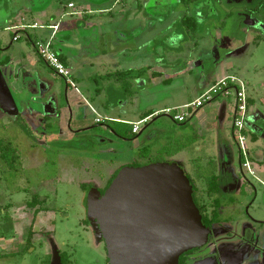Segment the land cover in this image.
<instances>
[{
    "label": "rangeland",
    "instance_id": "rangeland-1",
    "mask_svg": "<svg viewBox=\"0 0 264 264\" xmlns=\"http://www.w3.org/2000/svg\"><path fill=\"white\" fill-rule=\"evenodd\" d=\"M69 1L55 0L53 4L62 11L65 8V11H71L67 9ZM72 1L77 7L91 13L84 17L81 24L90 28L95 25L106 26L110 32L119 35L127 33L129 43H135L138 38L146 42L148 40L144 49L134 53L139 59H146V53L149 61L153 57L156 59V46L162 42L165 52L171 51L168 43L170 36L178 31L182 42L181 48L172 49L173 55L177 57L175 63L180 69L185 68L186 64L195 66L192 72V79L195 80L202 70L210 73L215 62L211 54L212 40L221 42L226 39L232 45L227 50L221 48L219 51L221 58L230 63L228 73L245 79L248 94L256 90L257 85L264 84V30L249 25L247 21L250 16L244 14L245 5L251 6L252 3L245 4L243 0H201L192 6L191 12L177 0ZM4 3V0H0V20L5 14ZM102 10L107 12L101 13ZM187 12L188 16L198 15L200 22L196 31H189L181 20ZM258 19L264 22V14L258 15ZM0 33L6 32L1 28ZM6 35L9 37L10 33ZM158 52L160 54V49ZM202 64L203 67H200ZM132 76L135 77L134 74ZM131 78L126 75L118 78L119 84L128 89L131 87ZM6 80L11 83L13 78ZM98 82L101 87L103 81L99 79ZM178 83L183 84V80ZM46 84L51 90L50 81ZM118 87L116 93L109 92L108 100H117L119 92L123 93L120 85ZM14 88L16 90L13 94L19 103L20 115L12 117L0 103V239L7 238V247L12 245L16 252L5 256L6 252L2 253L0 249V264H53L54 261L60 264L61 253L68 256L71 264H110L102 233L92 214L91 202L98 195L97 190L104 189L115 172L120 170L123 159L130 163L132 150L129 145L133 140L131 126L126 123H110L120 137L113 134L108 138V132H104L105 139L98 140L92 137L97 129L89 130L92 131L90 135L71 136L74 123L63 121L58 122L61 126L59 130L57 128V133L61 132L65 137L59 134L60 137L55 141L49 138L46 140L47 134H53L54 131L47 130L43 125L36 126L24 118V112L33 108L36 98L37 104L40 103L38 95L31 93L25 81H16ZM181 90L189 91L187 87ZM154 93L156 100L167 96L166 91L162 90ZM184 97L190 100L195 95H180L176 98L182 100ZM255 97L264 111V93ZM223 101L228 103L231 110L234 109L233 99L222 97L210 103L213 105L203 107L205 110L209 107L214 109L209 113L211 118L207 119L208 127L202 132L194 119L183 125L176 124L170 118L175 112H163L151 125L143 124V129L147 128L142 132L141 140L134 145L136 149H151V154L142 159L137 158V165L164 166L169 163V156L182 151L180 160H184V163L181 167L197 185V190L201 191L202 201L210 200L211 196H217L221 202H228L230 197L239 199L235 211L226 209L223 214L239 222L225 233L227 242L218 243L220 248L231 249L225 264H264V224H260L264 220V187L252 176H244L236 162L231 168L233 173L244 180L241 194L235 196L220 192L215 195L211 189L214 186V175L219 174L216 164L219 165L224 158L226 148H232L236 155L239 152L233 135L236 132L231 129L232 111H228L225 121L221 120V108L218 105ZM84 112L89 113V108ZM48 124L57 125L55 122ZM120 138L130 142H123ZM246 142L251 151L250 134ZM83 185L88 186L83 188ZM34 199L39 201L46 213L41 219V228H36L34 232L33 245L29 248L28 244H18L19 241L26 243L25 220L32 214L22 208L26 202ZM25 213H29V216ZM14 218L21 223L16 225ZM14 236L18 238L16 242L12 241Z\"/></svg>",
    "mask_w": 264,
    "mask_h": 264
},
{
    "label": "crops",
    "instance_id": "crops-1",
    "mask_svg": "<svg viewBox=\"0 0 264 264\" xmlns=\"http://www.w3.org/2000/svg\"><path fill=\"white\" fill-rule=\"evenodd\" d=\"M54 1L55 0H4L6 9H4L5 14L3 13L0 20V29L2 28L4 32L10 33L9 37L6 33H0V71L3 73V77L0 76V99L3 104H7L11 101V98L14 100L17 112L11 116L16 117L20 115L19 113L21 111L19 103L13 94V91L16 90V88H14L16 81H25L26 85H29L32 91L31 93L34 92L38 95L39 99L41 95H46L45 97L48 98L50 97L51 100L48 102L49 104L45 102L47 105L45 110L42 109L41 102L37 104L36 98L33 108L31 107L24 112V118L26 120L32 122L36 126L40 127L43 125L45 128L47 127V130L52 129L54 131L53 134H47L45 137L46 140L49 138L55 141L60 136L65 137L61 132L57 133V128L59 130L61 126L58 122L69 121L74 123L75 128L71 136L86 133L90 135L92 131L89 130L97 129L96 132L94 131L92 133L94 134L92 137L98 140L103 138L104 132H108V138L114 136L113 134L115 133L113 131H115V128L110 126V123H126L131 126L130 132L133 140L132 142L121 138L120 140L123 142H130L129 146L132 151L130 152V163L123 159L121 166L124 164L131 165L136 161V158L139 157L138 150H141V148L136 149L134 143H138L141 140L142 132L147 128L145 127L143 129V124L149 126L155 122V119L161 116V113L168 109L179 108L193 103L217 81L232 75L228 73L230 63L227 62V59L221 58V52L219 51L221 48L227 50V48L232 45L231 42L226 39L221 40V42L212 40L211 54L213 60H215L212 69L210 73L202 70L199 77L194 80L192 79V72L195 66L186 64L185 68L180 69L175 63L177 57L173 55L172 49L179 48L182 42L178 31L170 36L171 39H169L170 42L168 43L170 45L169 47L172 48L169 49L171 51L165 52V46L162 42L159 46H156L158 54H156V59L153 57L151 61H149L146 53V59L143 60L134 56V53L139 52L141 48L144 49L148 40L146 42L145 39L138 38L135 43H129V36L127 33L122 35H119L117 32L112 33L106 26L96 27L97 25H95L94 28L87 27L85 24L81 23H83L82 21L85 19L84 17L86 15L91 14L90 11L85 8L77 7L72 0H70L68 4L73 3L75 7L70 9L67 5V9L71 11H65L66 8L62 11L56 8L55 4H53ZM9 5L10 8H8ZM103 11L107 12L106 10H102L101 13H103ZM66 19L71 20L66 21ZM56 24H59L60 31L54 40L53 46L56 52L63 57L67 67L71 70L76 88L68 85L65 79L57 76L49 69L34 49V41L38 38H49L52 33L51 26ZM36 25H38V27H32ZM197 26L199 28V25ZM16 36H19V39L14 41ZM219 37H221V35H219ZM158 49H160V54ZM199 64L200 63H198V65ZM198 65H196V67H199ZM200 67H203V64L200 65ZM140 71L146 72L141 73L139 76L135 75L134 78H131L133 76H128L131 78L130 88L127 89V86L119 84L120 81L118 78L123 77L119 74ZM6 78L9 80L13 78L11 81L13 86H11V83L7 81ZM43 79L44 81H42ZM99 79L103 81L101 87L98 82ZM180 80H183V84L178 83ZM47 81H50L52 84L51 90L48 84H46ZM119 85L120 91H123V93L119 92V98L117 100H108L110 96L109 92L115 91L113 93H116V91L119 90ZM154 87H156L155 90H153ZM182 87H187L189 91L181 90ZM161 90L166 91L167 96L156 100L154 91ZM260 93H264V84L257 85L256 90L251 91L249 94L247 93L250 106L248 125L244 134L246 137L250 134V140L252 141L251 151H249L248 146L247 149L248 160L251 163V170L253 173L242 168L245 158L240 156V152L236 155L232 148L227 147L226 153L230 150L232 159L234 160V162L232 161L233 163L238 162L237 158L239 155L241 164H238L240 165L241 171L245 176L250 175L255 178L263 188L264 111H262V106H259L255 97V95H259ZM86 95L91 98H88ZM180 95H190V97L195 95V97L190 98V100L186 97L182 100L177 99L176 97ZM64 99L66 102L63 106ZM211 105L209 104L208 106ZM37 106L39 108H37ZM218 106L221 108L222 121L227 119L228 111H232L234 118V109L231 110L226 101H223ZM86 107L90 110L89 113L86 112L87 114L84 112V110L87 109ZM209 108L208 110H205V108L199 109L193 116L187 119L186 122L190 119H194L199 123L201 132L204 131V128L208 127L207 119L211 118L209 113L214 109L213 107ZM68 115L70 117L69 119ZM99 118L101 122L96 121ZM43 119H45V122ZM50 122H55L57 125L51 124L49 126L48 123ZM140 122H143L141 124V130L137 134H134L133 126ZM186 122L175 123L183 125ZM231 129H233V123ZM116 136L115 134V137ZM117 138L119 137L117 136ZM102 143H104V141ZM176 153L169 156L170 159L168 161L169 163H178V165L181 166V164L184 163V160H180L182 158V151ZM216 167L221 171L220 163L219 165L216 164ZM239 184L237 192L241 194L244 187V180L240 179ZM95 190L97 189H92V191ZM25 215L29 216V213H25ZM42 218L43 213L38 216V222L36 221L34 226L35 231L36 228L41 226L40 222ZM28 220H25L26 225L23 223L27 231L30 228L31 216ZM261 221L260 224H264V220ZM15 222L16 225L21 223L18 219H15ZM25 233L26 236L24 240L28 237V232ZM12 239V241L15 242L18 240L16 236ZM7 244H9L7 238L0 239V249L3 250L2 253L6 252L4 253L5 256L16 252V250L12 248V245L7 247ZM21 244H25V242L19 241L18 245Z\"/></svg>",
    "mask_w": 264,
    "mask_h": 264
},
{
    "label": "water",
    "instance_id": "water-1",
    "mask_svg": "<svg viewBox=\"0 0 264 264\" xmlns=\"http://www.w3.org/2000/svg\"><path fill=\"white\" fill-rule=\"evenodd\" d=\"M50 100L40 97L43 110ZM0 103L7 114L17 112L12 98ZM91 210L110 264H178L182 254L207 239L190 181L178 163L122 168L104 195L93 197Z\"/></svg>",
    "mask_w": 264,
    "mask_h": 264
},
{
    "label": "flooded vegetation",
    "instance_id": "flooded-vegetation-1",
    "mask_svg": "<svg viewBox=\"0 0 264 264\" xmlns=\"http://www.w3.org/2000/svg\"><path fill=\"white\" fill-rule=\"evenodd\" d=\"M177 1L181 5H183L187 11L190 10L191 12L193 11L191 9L192 6L195 4H199L201 2V0H189L188 3L185 0H177ZM240 1H242V0H240ZM246 1H248V2H246ZM243 2L245 4L252 3L251 6L245 5V9H246L245 12L246 13H244V14H246V16H250V18L247 21L248 24L253 26V27H258V28L264 30V22H262L261 20L258 19V15H260L261 13L264 14V0H243ZM188 15L189 14L187 12L181 18L182 22L186 19H195L196 23H198L197 25H199L200 21H198V19H199V18H197L198 15H196V16H188ZM56 26H58V30L56 33V36H57V34L60 31V26H59V24H56ZM35 41H34V43H35ZM34 43H33L34 49L37 52ZM53 44H54V42H53ZM59 57H60V55H59ZM48 68L51 69L50 67H48ZM71 74H72V72H71ZM72 80H73V78H72ZM74 84H75V82H74ZM73 88H76V84H75V87H73ZM63 101H64L63 103L65 104L66 100L64 99ZM249 106H250V103H249V98H248V107ZM234 110H235V101H234ZM43 121L45 122V119H43ZM233 130H234V128H233ZM234 139L237 142V146H238V149L240 152V146L238 143L236 133H234ZM139 151L140 150H138V154H139ZM139 157H137V158H139ZM137 158H136V161L134 163H132L131 165L124 164V165L120 166L119 169L121 170L124 167H135V168L138 167L139 165H137ZM232 161L234 162V160L232 159V156H231V152H230V150H228L227 153H225L224 158L220 162L221 171L219 170L220 171L219 175H214V177H217L218 181L220 182V192L221 193H227V194L232 193L235 196L236 195L239 196L240 192L238 193L237 189L240 185L239 184L240 178H238L239 177L238 174H235L232 171V168H231L232 163H233ZM237 161H238V163L241 164L239 155H238ZM119 171L117 170V172H115V175ZM115 175L111 178V180L108 182V185L104 189L97 190V194L99 197H102L104 195V193L106 192V190L110 186ZM186 176H187L188 180L190 181V185L192 188V196H193L194 202L196 204V207H197V209L201 215L202 222L205 226L206 233H207V239L201 245L196 246L195 248L190 249L187 252H185L184 254H182L180 259H179L178 264H225L226 263L225 262L226 257L228 256L229 251L231 249H230V247L220 248L218 246V243H222L224 241L227 242L226 237H225V233L228 232L229 230L231 231L232 227L235 226L236 224H239V222H237V220H234V218H230L229 216H223V214L225 213L226 209H231V210L235 211L237 209V206L239 205V199L237 197L235 199L230 197L228 202H221L219 198H216L217 196L215 198H214V196H211L210 200L205 199L202 201L201 195H200L201 191H198L199 189L197 190V188H196L197 185L191 181V179L188 175H186ZM87 186L88 185H83V188H86ZM103 191H104V193H103ZM198 196H200V197H198ZM34 200L29 201L28 203L26 202V204H24V207L22 208V210H28L29 212L31 211V213H32L31 214L30 228L28 231L26 230V232H28L27 233L28 237L26 239L25 245L26 244L30 245L29 248L33 245V237L35 236L34 226H35V223L38 219V216L41 213H43V215L46 213L42 210V207L39 203L35 207L30 206ZM30 232H32V236L30 237V242H29ZM36 235L39 236V234H36ZM252 236H253V234H252ZM234 250L236 251L237 249H234Z\"/></svg>",
    "mask_w": 264,
    "mask_h": 264
},
{
    "label": "built area",
    "instance_id": "built-area-1",
    "mask_svg": "<svg viewBox=\"0 0 264 264\" xmlns=\"http://www.w3.org/2000/svg\"><path fill=\"white\" fill-rule=\"evenodd\" d=\"M68 7L70 9H73L75 5L73 3H69ZM32 27H38V25ZM51 29L52 33L49 38H39L35 41L34 44L37 53L40 59L46 65H48V67H50L57 76L65 79L71 87H75L70 69L60 59L58 53L55 51L53 46L58 26H51ZM18 39L19 36H16L14 38V41H17ZM246 89V83L241 77L236 75H230L217 81L212 87L207 89L193 103L179 108L168 109L165 112L169 114L175 112V114L172 115L173 120L177 123H184L187 121V119L193 116L196 111L212 103L217 98H233L235 101L233 128L236 131L238 143L240 146L241 157L245 158L243 168L249 171L250 173H253L251 170V163L248 160V149L246 142L247 137L244 134L249 117L248 96ZM96 121L100 122L101 119L99 118ZM143 122L137 123L133 126L134 134H137L140 131L141 124Z\"/></svg>",
    "mask_w": 264,
    "mask_h": 264
},
{
    "label": "trees",
    "instance_id": "trees-1",
    "mask_svg": "<svg viewBox=\"0 0 264 264\" xmlns=\"http://www.w3.org/2000/svg\"><path fill=\"white\" fill-rule=\"evenodd\" d=\"M187 3L189 0H185ZM183 23L186 25V27L189 29V31H196L197 30V24H196V20L195 19H186L183 21ZM56 51V50H55ZM60 55V54H59ZM60 59L64 62L63 60V57L60 56ZM146 71H140V72H133V73H121L119 74L120 76H132L133 74L136 75V76H139L141 73H144ZM179 152V151H178ZM151 154V149L149 148H143L142 150L139 151V156L140 157H146L147 155H150ZM139 167H143V166H138L137 168ZM213 182H214V186L211 187L212 191L216 194V193H219L220 192V182L218 181L217 177H213ZM104 193V191H103ZM39 201L37 199H35L32 203H31V207H35L36 205H38ZM198 216L200 218V221H201V224L203 225L204 229H205V226L202 222V218H201V215L198 211ZM206 230V229H205ZM32 236V232H30V235H29V242H30V237ZM60 264H71L68 256H66L65 254H60Z\"/></svg>",
    "mask_w": 264,
    "mask_h": 264
}]
</instances>
